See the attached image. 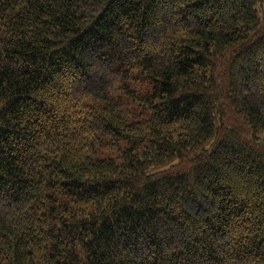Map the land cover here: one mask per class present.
Masks as SVG:
<instances>
[{
  "label": "trees",
  "instance_id": "16d2710c",
  "mask_svg": "<svg viewBox=\"0 0 264 264\" xmlns=\"http://www.w3.org/2000/svg\"><path fill=\"white\" fill-rule=\"evenodd\" d=\"M0 264H264V0H0Z\"/></svg>",
  "mask_w": 264,
  "mask_h": 264
},
{
  "label": "rangeland",
  "instance_id": "374dc122",
  "mask_svg": "<svg viewBox=\"0 0 264 264\" xmlns=\"http://www.w3.org/2000/svg\"><path fill=\"white\" fill-rule=\"evenodd\" d=\"M106 142H103L100 145L98 153L95 154L96 158L98 157H109L111 154L115 153V149L118 148V145L114 144L111 149L105 146Z\"/></svg>",
  "mask_w": 264,
  "mask_h": 264
}]
</instances>
